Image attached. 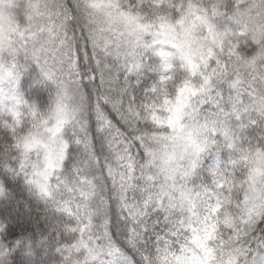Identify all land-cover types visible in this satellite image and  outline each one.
Here are the masks:
<instances>
[{"label": "snow or ice", "instance_id": "1", "mask_svg": "<svg viewBox=\"0 0 264 264\" xmlns=\"http://www.w3.org/2000/svg\"><path fill=\"white\" fill-rule=\"evenodd\" d=\"M0 264H264V0H0Z\"/></svg>", "mask_w": 264, "mask_h": 264}]
</instances>
